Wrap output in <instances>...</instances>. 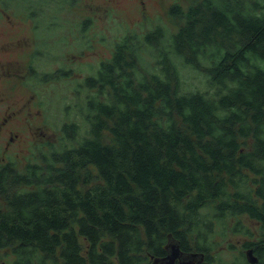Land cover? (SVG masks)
<instances>
[{"label": "trees", "instance_id": "1", "mask_svg": "<svg viewBox=\"0 0 264 264\" xmlns=\"http://www.w3.org/2000/svg\"><path fill=\"white\" fill-rule=\"evenodd\" d=\"M170 13L177 30L116 43L83 85L81 120L40 161L0 163V264H151L170 234L204 264H248L219 260L227 223L251 232L245 246L264 264V0ZM241 214L256 232L232 221Z\"/></svg>", "mask_w": 264, "mask_h": 264}, {"label": "rangeland", "instance_id": "2", "mask_svg": "<svg viewBox=\"0 0 264 264\" xmlns=\"http://www.w3.org/2000/svg\"><path fill=\"white\" fill-rule=\"evenodd\" d=\"M28 1L0 0V44H7L5 51L0 54V64L6 62V65L10 63L12 66L11 69H6L7 72L2 66L0 69L4 73L17 74L14 80L19 82L20 87L10 101L14 103L32 92L29 87L21 85L32 56L37 73L49 72L55 77L42 89L41 84L39 85L45 113L48 115V121L43 123L46 138L41 135L34 138L33 158H24V154L30 155L32 151L27 148L20 153V157L3 162L12 163L22 171L30 162L40 161L44 152L41 150H47L49 143L59 142V135L63 134L65 123H77L76 120H81L77 102L83 101L87 96L83 85L90 76L97 74L101 62L111 57L114 46L125 34L148 33L155 28L152 27L154 23L167 24L173 31L177 30L179 17L169 14L168 11L171 12V8L176 4L187 8L196 0H145L147 16L143 17L141 0H59L50 8H47V5L53 4L48 3L51 0H46L45 7L33 2L31 7H27ZM87 17H92V21L86 25L81 20ZM17 43L26 45L24 50H16L14 45ZM149 45L143 43L147 49L146 53L152 55L150 51L153 47L150 45V48ZM181 70L191 83H197L195 85L200 88L204 87L202 81L196 79V70L183 66ZM12 93L13 89L7 87L4 81L0 82L2 100ZM39 99L36 97L33 101L34 111L40 109ZM38 123L41 124L40 117ZM1 140L2 138L0 143ZM4 154L0 146V161L3 160ZM241 218L247 225L256 227V222L250 217L242 215ZM217 240L219 245L216 252L221 255L219 260L233 261L235 258L241 260L244 243L249 239L241 232L234 233L231 229L227 234L217 235ZM7 261L3 264H10V258H7Z\"/></svg>", "mask_w": 264, "mask_h": 264}, {"label": "flooded vegetation", "instance_id": "3", "mask_svg": "<svg viewBox=\"0 0 264 264\" xmlns=\"http://www.w3.org/2000/svg\"><path fill=\"white\" fill-rule=\"evenodd\" d=\"M140 6H141L142 17L147 16L146 1L141 0ZM168 13L170 14V11H168ZM81 21H84L85 24L87 25L92 21V17L84 18ZM157 26L164 27L165 30H169L170 32L173 31V29H170L167 24H162V23L155 24L154 23L152 25V27H157ZM83 29H85V27ZM126 35L127 34H125L124 36ZM6 46L7 44L5 43L0 44V54L2 53V51H5ZM25 47L26 45H21L18 43L14 45V48L16 50H24ZM34 52H36V49ZM1 66L5 69V72H7L6 69L12 68L10 63L6 65V62H4L2 65L0 64V67ZM26 69L27 70H26V73L23 75L24 79L22 80L21 85H25L29 87L32 92L29 95L26 94L25 96L21 97L14 103L10 101V98H12L20 88L19 82L17 80H14L15 77H17L18 75L12 72H9V74L4 73L0 69V82L4 81L7 84V87H9L10 89H13V93L9 95L7 98H5L4 100H2V98L0 97V138H2L0 146L3 152L5 153L3 156V160L0 161L1 164H3V162L5 161H13L14 158L20 157L21 156L20 153H23V151L27 148L32 149V151L30 155L24 154V158H27V157L33 158L32 152L35 146L34 138H37L40 135L42 138H46V132H44L43 130L44 128L43 123H46L48 121V118H47L48 115L45 113V108L42 103V99H41L42 94H41V91L39 90V85L41 84L40 89H42L44 85L48 83L49 72L37 73L35 66H34L33 56L28 62ZM38 90H39V93H38ZM36 97L40 98L38 100L40 109L34 111L33 101ZM38 117L41 118V124L38 123ZM40 128L42 129V131H40ZM7 154H8V157H7ZM26 162H28V160H26ZM250 177L252 179L255 177V175L250 173ZM258 178H259V175H258ZM255 185L257 186L258 182L257 184L255 183ZM263 200L264 198L263 199L261 198L260 202H263ZM242 215H246V214H241L239 216H236L232 219V221H235L237 218H240L242 220L241 218ZM246 217H249V216L246 215ZM254 221L256 222L255 228H252L251 226L247 225L245 221L244 223L247 227L251 228V231L254 230L256 232V228L258 227V221L257 220H254ZM229 230L231 229L229 228V224L227 223L226 227L224 229L223 228L219 229V232L216 235L227 234L229 233ZM233 232L239 233L235 231ZM241 233L245 235V237H247L248 239H250L253 236L251 232L248 233V231H243ZM250 249H253L254 255H256L253 246H245V249L244 251H242V253L245 254L244 256H246L247 261L249 260L247 256V251ZM181 251L184 253L196 252V251L184 250L182 248H181ZM202 252L204 256L202 260H197L196 262L197 264L206 263V260H205L206 254L204 251ZM167 254H168V250L164 255H159L156 257H164ZM152 261H153V257H152ZM152 261H151V264H152ZM179 261H180V258H177L175 260L176 263H179ZM248 264H253V263L248 261ZM256 264H259V263L257 262Z\"/></svg>", "mask_w": 264, "mask_h": 264}, {"label": "water", "instance_id": "4", "mask_svg": "<svg viewBox=\"0 0 264 264\" xmlns=\"http://www.w3.org/2000/svg\"><path fill=\"white\" fill-rule=\"evenodd\" d=\"M166 249L168 254L164 257H153L152 264H197V260H202L204 256L202 252H182L180 242L171 234L169 235ZM247 256L251 263L256 264L258 262V257L254 255L253 249L247 251ZM177 258H180L179 263L175 262Z\"/></svg>", "mask_w": 264, "mask_h": 264}]
</instances>
